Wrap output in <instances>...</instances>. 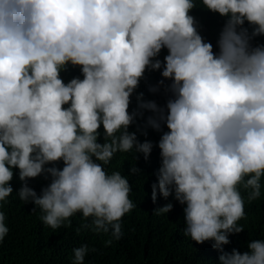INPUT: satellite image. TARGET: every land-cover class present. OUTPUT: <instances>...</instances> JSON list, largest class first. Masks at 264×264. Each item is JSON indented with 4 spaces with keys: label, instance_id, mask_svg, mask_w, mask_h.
Segmentation results:
<instances>
[{
    "label": "clouds",
    "instance_id": "obj_1",
    "mask_svg": "<svg viewBox=\"0 0 264 264\" xmlns=\"http://www.w3.org/2000/svg\"><path fill=\"white\" fill-rule=\"evenodd\" d=\"M199 14L217 16L215 43ZM261 36L264 0H0V201L13 193L16 169V196L45 226L80 213L82 228L120 239L121 218L136 205L128 176L104 166L116 153L148 160L153 143L129 131L147 111L145 128L161 133L151 201L159 193L182 205L183 236L211 241L217 264H264V239L243 253L222 247L244 230L241 189L249 203L261 196L264 44H253ZM69 67L80 74L65 82ZM148 75L160 105L136 92ZM132 174L140 175L134 164ZM38 176L49 181L39 195L28 184ZM4 221L0 212V241ZM89 251L73 248L71 264Z\"/></svg>",
    "mask_w": 264,
    "mask_h": 264
},
{
    "label": "trees",
    "instance_id": "obj_2",
    "mask_svg": "<svg viewBox=\"0 0 264 264\" xmlns=\"http://www.w3.org/2000/svg\"><path fill=\"white\" fill-rule=\"evenodd\" d=\"M192 11L196 12L197 8ZM208 16L198 15V19L207 35L211 34V41L215 43L217 35V16L210 21ZM247 26V25H245ZM264 44V36L256 37L253 44ZM79 69L71 68L61 72L65 82L73 76H78ZM156 84L152 75H148L136 89L143 93L142 99L155 100L161 103V92L152 93L149 88ZM136 106L130 104L129 111ZM150 115L147 111L143 117H138L129 131H135L137 139L150 140L153 149L147 161L142 155L134 161V154L116 153L108 165L104 166L110 174L120 171L128 176L131 191L129 199L136 205L130 212L121 218V237L112 239L110 233L93 231L91 228H82L83 222L80 213L70 217V223L65 222L61 227L53 230L45 226L40 220L42 213L37 209L32 212L31 203L24 204L16 196V190L21 182L18 180L16 169H13V178L10 184L13 193L0 201V212L5 215V225L8 233L0 241V264H71L73 248L87 245L89 251L85 256L84 264H217L219 252L213 249L211 241L196 244L190 238L184 237L182 229L183 206L177 203L171 195L163 198L157 193L154 204L151 199V185L156 182V171L160 165L159 149L155 146L161 135L160 132L145 128V118ZM165 131V128L162 129ZM102 131V127L100 129ZM147 135H144V132ZM102 142V140H98ZM140 169V175H129V167ZM62 167V164L57 165ZM49 181L43 176L28 180V184L39 195L42 187ZM261 196L249 203L246 192L241 189L245 198L244 217L238 221L243 227L240 233L230 234L229 243L223 245L224 251L230 252L233 248L243 253L247 251V243L255 239H264V177L261 180ZM171 202L173 207L165 215H156L153 210ZM111 240V243L106 241Z\"/></svg>",
    "mask_w": 264,
    "mask_h": 264
}]
</instances>
